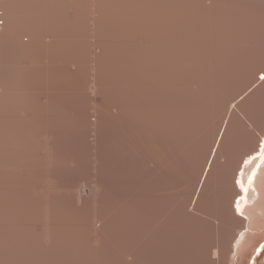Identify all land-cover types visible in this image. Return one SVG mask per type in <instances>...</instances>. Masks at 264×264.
<instances>
[{
  "label": "bare ground",
  "instance_id": "1",
  "mask_svg": "<svg viewBox=\"0 0 264 264\" xmlns=\"http://www.w3.org/2000/svg\"><path fill=\"white\" fill-rule=\"evenodd\" d=\"M254 62L264 0H0V264H264Z\"/></svg>",
  "mask_w": 264,
  "mask_h": 264
},
{
  "label": "rangeland",
  "instance_id": "2",
  "mask_svg": "<svg viewBox=\"0 0 264 264\" xmlns=\"http://www.w3.org/2000/svg\"><path fill=\"white\" fill-rule=\"evenodd\" d=\"M91 24V23H90ZM260 62H254L255 66H253V68L251 69V74L252 73H255V72H258L257 73V77L258 78H262V74H264V66L262 65V63ZM237 84H235V82L231 83L228 85L227 87V91H228V94L231 96V97H235L236 95H238V88H237ZM92 91V90H91ZM248 129L253 131L255 134L256 133V130L252 129V126H250V124H248Z\"/></svg>",
  "mask_w": 264,
  "mask_h": 264
}]
</instances>
